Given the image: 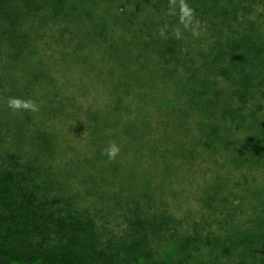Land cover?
Instances as JSON below:
<instances>
[{"label":"trees","instance_id":"trees-1","mask_svg":"<svg viewBox=\"0 0 264 264\" xmlns=\"http://www.w3.org/2000/svg\"><path fill=\"white\" fill-rule=\"evenodd\" d=\"M185 3L197 29L205 27L209 35L198 33L206 47L185 41L193 31L189 24L180 28V0H111L108 8L98 0H0V264H264V185L244 202L250 191L245 178L246 187L237 183L244 187V201L236 202L230 178L216 172L214 181L202 185L199 208L178 216L158 187L177 177L171 170L146 173L153 176L140 180L113 172L116 167L99 171L101 161L85 156L61 167L63 152L40 117L59 118L66 108L51 93L52 85L42 81V70L30 74L27 64L19 73L43 42L71 43L79 35L88 37L87 46L96 52L102 50V59L106 51L115 59L120 34L125 46L148 50L163 89L173 87L174 96L165 97L170 105L172 98L177 101L179 119L198 111L196 127L202 133L196 144L210 158L227 151L245 169H264V0ZM15 84L21 90L12 88ZM9 97L33 100L39 111H13ZM188 155L194 160L200 153ZM188 171L182 164L177 175ZM122 176L132 182L125 194L109 198L99 189L125 182L117 179ZM73 177L89 187L70 192ZM119 209L122 221L104 222L105 212Z\"/></svg>","mask_w":264,"mask_h":264},{"label":"rangeland","instance_id":"rangeland-1","mask_svg":"<svg viewBox=\"0 0 264 264\" xmlns=\"http://www.w3.org/2000/svg\"><path fill=\"white\" fill-rule=\"evenodd\" d=\"M98 1L103 8L111 6V0ZM147 21L146 29L152 25L150 18ZM179 25L181 30L185 28L184 24L179 23ZM197 26L195 22L190 21V30L209 37L208 34L204 35L205 27L201 31ZM175 29H178V25ZM199 34L192 33L184 39L195 46L199 41V47H206L207 44L200 41ZM113 37L114 34L112 35L114 40ZM49 40L58 41L50 36ZM117 40L115 59L113 56L110 57L107 51L103 53L102 59V50L96 52L93 46H87L90 39L85 35H79L71 43L43 42L37 50L34 48V51L30 52L26 63L20 64V74H23L22 70L27 64L31 67L28 70L31 71L30 74L42 70V81L52 85L51 93L53 95L56 93L66 108L64 115L59 118L39 114L41 122H47L50 126L49 133L63 152V156L59 159L61 167L76 156H85L84 158L90 162L95 159L101 161V165L97 166L102 169L99 171L116 167L117 170L113 172L125 176L134 174L137 175L136 177L139 176L140 180L143 177L153 176L146 173H156L157 170L163 169L171 170L170 173L177 177H169L165 183L163 182L165 187L163 185L158 187L160 191L164 190V195L170 203L169 208L178 216L199 208L198 198L203 194L202 185L206 181H214L216 172H219L223 179L230 178L228 184L230 183L232 197L236 202L244 201L242 189L249 184L250 191L246 195L247 201L244 202L250 201L252 189H260L264 185V169L261 167H254L253 170L245 169L234 161L236 156L227 151H221L210 158L207 150L199 143L196 144L202 133L196 127L200 118L198 111H191L186 118L179 119L174 109L177 101L172 98L174 104L170 105L165 97L169 93L174 96L173 87L163 89L166 84L162 79L160 80V72H157L148 50L142 51L141 47L133 49L125 46L119 42L123 41L120 34L117 35ZM79 45L83 47L77 49ZM2 70L3 68L0 72ZM48 71L53 78L49 77ZM12 88L19 91L22 85L15 84ZM48 89H51V86ZM145 92H150L152 98L150 94L145 99L143 96L142 102L140 98ZM119 96L123 99L119 100ZM90 118L94 120L87 122ZM77 121L79 128L75 126ZM189 126L192 130H189ZM112 144H116L120 149L115 161H110L104 154V150ZM193 150H198L200 156L194 155V160L187 159L190 158L188 154ZM182 164L192 171L178 177L177 172ZM123 177L117 179L125 182H117V185L101 184L99 189L109 198L113 194H125V189L130 186L128 183L132 184V182ZM245 178L249 179L247 185L244 184ZM237 183L243 184L244 187H239ZM67 186L73 193L89 187L74 177ZM229 191L228 189L225 193ZM97 199L95 203L101 206L103 199L98 196ZM103 216L105 223L115 226L117 221L123 220L124 212L119 209L116 213L105 212Z\"/></svg>","mask_w":264,"mask_h":264},{"label":"clouds","instance_id":"clouds-1","mask_svg":"<svg viewBox=\"0 0 264 264\" xmlns=\"http://www.w3.org/2000/svg\"><path fill=\"white\" fill-rule=\"evenodd\" d=\"M172 3L174 4L175 0H172ZM192 16L193 10L187 5V3H185V0H180V21L182 24H184L185 28L188 27ZM159 34L161 35V37H164V30L161 29ZM193 35H198V33L193 32ZM176 36L177 38H180L179 30H177ZM7 107L12 109L13 111H39V106L36 104L35 101L23 100L18 97H9L7 99ZM119 151V147L116 144H112L104 150V154L107 155L110 161H115L117 155L119 154Z\"/></svg>","mask_w":264,"mask_h":264}]
</instances>
